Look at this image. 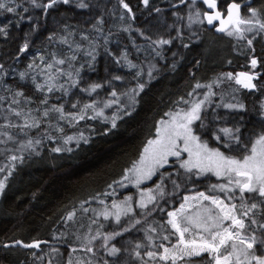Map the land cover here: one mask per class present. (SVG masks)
Segmentation results:
<instances>
[{
    "label": "trees",
    "instance_id": "obj_1",
    "mask_svg": "<svg viewBox=\"0 0 264 264\" xmlns=\"http://www.w3.org/2000/svg\"><path fill=\"white\" fill-rule=\"evenodd\" d=\"M116 1L82 0L87 5L85 8L78 6L81 1L60 2L45 11L43 7H35L31 0H14L9 6L15 7V12L0 10V27L8 26L7 35L0 34V65H3L0 69V97H3L0 125L23 124L29 111L32 117L40 120L39 127L25 129L27 136L19 133V128H0L23 140H40L36 157L19 150L18 144L14 145L16 142L9 145L15 156L23 157L22 161H12L8 153L0 152V163L7 166L0 171L7 176L0 198V264H105V261L107 264H136L133 255L138 249L135 246L147 244L144 224L161 222L165 212L175 209L184 195L207 191L205 188L214 183L213 178L185 172L172 160L161 172L168 175L163 178L162 200L158 207L155 202L146 209L148 219L135 227L129 224L132 216L123 218L119 224L106 222L101 235L91 244L85 238H78L80 235L69 237L64 218L81 203L100 197L114 185H119L116 191L119 193L121 184L116 182L122 181L126 169L132 167L147 141L155 136L157 123L166 118L165 113L186 108L187 105L179 101L181 97L191 99L188 94L197 83L212 84L215 93L210 98L211 103L201 111L204 127H200L201 121L194 124L196 134L207 141L210 148L240 157L264 132V32L245 33V39H237L226 33L216 34L204 23L190 25L189 15L195 19L196 11L205 9L201 2L193 4L192 0L183 3L181 0H148L147 6L143 0H125L131 8L132 29H125L124 24L113 28L114 16L122 10ZM245 1H250V7L257 9L259 18L264 20V0H236ZM37 2L43 5L49 0ZM230 2L218 0L220 10ZM118 3L121 4L120 0ZM242 15L251 14L244 10ZM140 36L145 37L147 43L171 42L161 49L159 56L148 50L139 58L135 56V45ZM248 39H252L251 45ZM25 42L28 49L22 53L20 48ZM73 42L80 44V52L89 46L90 57L80 55L72 66L51 69L47 65H33L38 58L47 62L52 59L65 61V45ZM253 58L257 60L254 68ZM129 61L136 67H130ZM143 64L151 66L152 70L142 68ZM65 69L71 73V79H65ZM47 70H52L53 74ZM248 71L258 74L253 81L254 89L239 87L234 79H227L225 75ZM21 73L25 74L23 79ZM49 75L54 77L53 91L48 92L47 88L38 91L35 83L42 84ZM72 80H78L73 88ZM217 80L220 82L214 83ZM139 83L145 87L136 95L133 110L121 115L115 128L99 116L87 118L93 116L90 112L78 122H64L54 111L48 117L43 116L44 110L52 106H63L67 113H78L83 107L78 109L81 102L85 104L98 97L101 105L113 91L122 95L129 89H136ZM93 84L101 87L94 91L96 95L89 96L84 89H90ZM60 85L64 87L61 89ZM18 91H22L24 97H16ZM207 91V88L196 89L193 95L200 96ZM13 98L20 103H11ZM45 98L47 104H42ZM71 103L77 107L71 108ZM226 104H243L244 107L230 109L224 106ZM10 108L22 111V115H13ZM224 127L239 128L240 142L228 141L229 147L225 148L223 134L218 131ZM214 133L221 135L222 140H216ZM81 134L87 142L80 138ZM70 136L78 141L72 139L68 144L66 139ZM55 148L62 151H53ZM160 183L161 178H154L150 186ZM254 211L258 223L264 222L260 209ZM137 215L140 216L141 211L135 213L133 222L138 219ZM125 227H130V231H124ZM252 229L260 235L258 225H253ZM113 232L122 234L109 240L108 247H104V235ZM17 240L41 242V245L29 250L2 247ZM112 245L121 249L116 256L108 253ZM87 247L93 251L88 252ZM52 251H59L58 262L53 261ZM181 264H211V258L205 254L182 260Z\"/></svg>",
    "mask_w": 264,
    "mask_h": 264
},
{
    "label": "snow or ice",
    "instance_id": "obj_2",
    "mask_svg": "<svg viewBox=\"0 0 264 264\" xmlns=\"http://www.w3.org/2000/svg\"><path fill=\"white\" fill-rule=\"evenodd\" d=\"M14 0H0V10L7 11L9 13L15 12L16 8L9 6ZM70 3V0H49L47 4H40L37 0H31V3L35 7H43L45 11L52 8L57 3ZM185 0H181V3ZM196 0H192L195 4ZM203 4L207 6L210 11H204L201 13L197 10L195 13V19L192 15H189V24L194 22L204 23L206 20L209 25L215 26L216 31L224 32L228 36H235L237 39H245V33H251L253 31L264 32V20H261L258 16V10L255 8H248V12L251 14L247 18L241 14L240 3L236 0H231L227 4L226 10L221 11L219 7L218 0H202ZM128 12H131V8L125 0H120ZM143 3L147 6L148 0H143ZM81 8L87 7L85 3L81 2L78 5ZM24 11H27L25 8ZM201 15L203 19H201ZM218 22V26H216ZM8 26L4 25L0 27V34L7 35L6 28ZM169 40H158L154 41L156 44H168ZM247 43L252 44V39H248ZM28 49V43L25 42L20 48V52H25ZM159 55V53H157ZM126 58V57H125ZM57 64H64V60H57ZM130 67H136V65L131 64ZM251 65L254 68L257 65V60L253 58L251 60ZM31 68L32 65L30 64ZM52 64H48L47 68L51 69ZM3 65H0V69ZM60 72V69H57ZM69 79H71V73H67ZM78 75V73H77ZM139 75V73H137ZM151 75V73H149ZM227 79H234L236 84L241 85L246 89H254L256 85L253 80L256 78L254 75L248 72H239L235 76L232 73L225 74ZM23 79L25 74H20ZM35 83V77L32 78ZM54 77L49 75L48 80H53ZM115 79H121V77H115ZM217 80L214 83H219ZM78 84V80H72V87ZM35 87L38 91H44L47 88L48 92L53 91L55 87L54 84L48 83L44 84L35 83ZM61 89L63 85L59 86ZM101 85L93 84L90 89H84V91L94 92L96 89L100 88ZM145 85L139 83L136 89H132V95L129 97L131 106L135 105V96L138 95L139 91H143ZM212 84L201 85L197 83L193 92H190L189 97L193 96L195 89L207 88L208 91L203 95L202 99H189L185 100L181 97L179 103L187 105L186 108H180L178 111H169L165 113L167 119H161L156 127L155 136L149 139L139 156L137 161H134L130 169H126L125 175L122 181H117L123 185V181H128L129 183L135 184L137 187L145 180L151 179L160 169L164 168L170 163V158H175V161L179 163L180 168L184 169L186 172L192 173L195 170V174L200 175L207 172L213 173L217 177H222L226 180V183L213 185L212 190L218 189L220 192L224 193L225 199H221L216 195H206L204 192H199L195 196H185L183 201L180 203L179 207L173 211L167 213L169 220L167 223L171 225L174 230L171 235H177L178 240L171 247H166L161 244L159 247L163 249L162 253H157L154 251H148L145 254L150 259H155L157 256L160 261L168 262L171 264H177L178 260H183L185 257L200 256L203 253H207L211 258V264H264V222L257 221L256 212L254 210L260 209V214L264 215V132H261L256 139L252 142L250 148L246 149V154L235 157L226 155L224 152L220 151L219 148H210L207 141L201 140V137L196 134L193 127L196 121H201L200 127H204V123L201 117V111L206 104L211 103V97L215 95L212 91ZM67 91V89H65ZM123 95H128L124 93ZM16 97H24L22 91H18L15 94ZM114 98L110 101L104 103V107H111L113 104H119L120 100L115 91L111 93ZM3 97H0L2 100ZM26 102L28 98H25ZM13 104H19L20 101L13 98L11 101ZM42 104H47V98L41 101ZM227 108H243V104H226ZM73 108L77 105L73 104ZM91 109L95 113L91 117H87L88 110ZM119 109L117 113H114L110 118L111 125L113 128L116 127V120L121 118L119 116ZM13 115L20 117L22 111H17L11 109ZM39 111V109H37ZM59 113V119H66L69 122H78L86 117L89 119H95L96 116H103V109L97 110L96 104H85L83 108L78 113H65L63 106H52L50 109H45L43 112L44 117H48L50 112ZM125 114H130L126 112ZM105 119H109L105 117ZM8 120V117H5ZM40 120L36 117L31 116V111L27 114L24 119L23 124H13L11 122L0 125V128H19L20 132L27 136L28 133L25 129L39 127ZM63 131L62 128L58 129ZM219 133L223 134L224 147H229L228 141L240 142V137L238 135L239 128L235 130L232 128H220ZM215 139L220 141L222 136L215 134ZM0 137H7V140L15 141L16 138L9 132L0 131ZM51 138V137H49ZM81 139H85L83 134H81ZM74 139L73 137H67L66 142ZM6 141L0 139V143H5ZM85 142L87 140L85 139ZM39 144L40 140L28 139L26 142L19 143V150H27L33 148V145ZM70 150V149H69ZM53 151H62L61 148H55ZM184 154H187L186 158ZM12 161L20 159L22 161L23 157H17L15 155L11 156ZM3 171V169H0ZM11 174V173H9ZM164 178V173H161V183L156 185V192L163 197L164 191L162 187ZM176 187L179 185L173 181ZM5 187L4 181H0V193L3 192ZM111 187V185H109ZM153 190H148V195L145 200L144 193H141V199L137 202V207L140 209H147L148 203L154 202L156 197L152 194ZM239 193V196L236 193ZM249 194V195H245ZM254 194V195H252ZM256 197H259L257 202ZM238 199L239 204L232 203L231 201ZM132 197H125L124 201L117 203L113 201L112 209L114 211H109L107 207L99 213L105 220L109 217L114 218L117 224L121 222L122 216L132 217L129 219V224L131 227H135L136 224L140 223V220L134 218V210L131 206ZM208 201V204L204 202ZM100 203H104L100 201ZM150 214V212H149ZM251 214V215H250ZM74 213L68 215V219L71 220ZM95 222V221H94ZM253 225H258L260 230V235L252 229ZM103 227V226H101ZM124 231H130V227H125ZM152 232L156 229L152 228ZM121 232H113L104 235V247H108V241L113 239L115 236L121 235ZM100 232L97 231L95 236H86L88 244L96 240L100 236ZM149 240L152 239L151 236L147 237ZM164 240H169V236L165 235ZM15 245H22L26 248L39 247L40 242H34L32 244H23L22 241H15ZM6 247L8 245H5ZM136 249L142 247V245L137 244ZM88 252H92L91 247H87ZM121 251L115 245L108 248L109 255H117ZM137 257L141 256L139 251L135 252ZM71 264V262H69ZM107 264V261H105ZM147 264V262H145Z\"/></svg>",
    "mask_w": 264,
    "mask_h": 264
},
{
    "label": "rangeland",
    "instance_id": "obj_3",
    "mask_svg": "<svg viewBox=\"0 0 264 264\" xmlns=\"http://www.w3.org/2000/svg\"><path fill=\"white\" fill-rule=\"evenodd\" d=\"M79 1H81V0H70V3H78ZM203 12L204 11H202L201 13H203ZM201 19H203L202 15H201ZM132 23H133L132 17L128 14V11L126 9L121 10L116 16H114V20H113V26L114 27L113 28H116L117 26L124 24L125 29L131 30L132 29ZM253 32H258V31H253ZM154 41H158V40H154ZM154 41H150L151 43H147V39L143 36H140L138 43L135 45V56H138L140 58L141 55L144 54L145 51H148V50H150L149 53H153L155 56H157V53H160L161 49L164 46H166L167 44H156V43H154ZM65 48L66 49H65V63L64 64H57L56 63L57 60H61V59H52L50 62H47L43 58H38V60L33 65L37 66L38 64H41V65L52 64L55 67H59L61 65L72 66L73 64L77 63L78 56L81 55L82 57L89 58L91 53H92V50L89 46H87L83 51L80 52L79 51L80 50V44L78 42H73V44H66ZM142 66H143L142 68H146V66L144 64ZM149 70L151 71L152 67H150ZM52 72H53L52 70H47V73H49V74H53ZM248 72L250 74L254 75L255 77L258 75L257 73H253L250 71H248ZM67 73H69V71L65 69V79H69V76L67 75ZM46 81L48 83L52 82V80L49 81L48 77H47L43 81L42 84H44ZM120 82H122V81H120ZM238 86L242 87L239 84H238ZM201 89H203V88H198L197 90H201ZM131 90L132 89H129L128 91L125 92V93H128V95H123L124 93L122 95H120L117 93L119 100H120V103L119 104H113L111 107L105 108L104 103L114 99L112 96H110L109 99L102 101L101 105H99V103H98V99H99L98 97H95L93 99V101H86L85 104L95 103L97 110L103 109V116H99V117H101L103 120H106L105 117H108L109 119H107L106 121H108L110 126H112L110 118L113 116L114 113H117V111L119 109H123V110L119 111V116L128 115L125 113L131 112L133 110V107L131 106V102L129 100V97L132 95ZM86 93L89 96L92 94H94V95L97 94L96 92H89V91H86ZM203 95H200V96L193 95L191 99H201L203 97ZM135 101H136V96H135ZM73 104H75V103L70 104L71 108H73L72 107ZM85 104H84V102H81L78 106V109H80ZM263 105H264V102H263ZM178 110L179 109L174 110V111H178ZM64 111H65V109H64ZM89 112L92 113V115L95 114L93 112V110H91V109L88 110V113ZM65 113H67V112L65 111ZM58 115H59V113H58ZM167 118L168 117L166 116V118H164V119H167ZM61 120L64 122L69 121L66 119H61ZM193 127H194V125H193ZM18 132L21 133L20 130ZM12 135L16 138L15 141L7 140V137H0V139H3L6 141L5 143H0V152L8 153L10 157L15 155V153H13V151L11 150V145H9L10 143L16 142L14 144L15 147H17V144L19 147L20 142H26L27 141V140L21 139L19 136H17V134L15 135L14 133H12ZM74 140H77V139L74 138ZM67 143L69 144L71 142H67ZM38 146H39V144L34 143L33 148L27 149V150H25V152L28 153L30 155V157H36L37 153H39ZM16 152L20 153L18 151V149H16ZM186 156H187V154H184L183 158H186ZM172 160H175V158H170V163L168 165H166L164 168L160 169L155 175L152 176L151 179L143 181L138 187L133 183H129L128 181H124L123 182L124 186H121V190L119 191L118 194L116 191H117L119 185H114L106 193H104L100 197H97L95 199L91 198V199L81 203L80 206L76 210H73L71 212V213H74L71 220L68 219V215L66 216V218H64V222H65L64 225L67 229L68 236L71 237V236L80 235L78 238H85L86 236H88V237L95 236L97 231L101 232L103 230V228L106 227L105 226L106 222H108V223L110 222L111 224L112 223L116 224V221L114 220V218L109 217V219L105 220L102 215H99V213L102 212L105 209V207H107L109 211H114L111 207L112 202L117 201V203H120V202L124 201L125 197H128V196L132 197L131 206L134 210V213H136L137 211H141V215L140 216L137 215V218L140 219V221L147 220L148 216L145 214L147 212V210L146 209H140L139 207H137V202L141 199V193H144L145 200H146L147 195H148V190L151 189V190H153L152 194L156 197V199L154 202L148 203L147 208H149L155 202H156V206L158 207L159 202L162 200V198L158 194V192L155 191L156 186H150V184L152 183L154 178H156V179L161 178L162 170L167 168L168 166H170ZM176 163L179 165L178 162H176ZM0 166H1L0 169H3V171L7 168V166L4 167V165H1V163H0ZM182 170L185 171L184 169H182ZM193 172H195V170H193ZM199 176H207V177L214 179V183L211 185H208L207 189L204 187L205 190H207V191H200V192H204L206 195L219 196L221 199H225V201L228 202L225 198L224 193L220 192L218 189H216L214 191L212 190L213 185L226 183V180L224 178L217 177L211 172L200 174ZM167 177H168V175L164 174V178H167ZM0 181H4L5 187H6L7 176H5L1 172H0ZM5 187H4V189H5ZM3 192H4V190H3ZM3 192L0 193V198L3 194ZM197 193H199V192L184 195L183 197L195 196ZM236 195L239 196V193L237 192ZM245 195L247 196L249 194H245ZM252 195H254V194H252ZM99 198H101L100 201L104 202L103 204L100 203ZM111 198H113V199H111ZM259 199H260L259 197H256L257 202L259 201ZM182 201H183V198H182L181 202ZM231 202L237 203V204L240 203V201L238 199L233 200ZM180 203H179V205H180ZM204 203L208 204L209 202L205 201ZM179 205H177L175 207V209L178 208ZM175 209H173V210H175ZM173 210L166 211L161 222L158 221L156 224L147 222L144 224L145 228H143V234L146 237L147 244L137 250L141 253L140 257L133 255V259L137 260L136 264H145V262H147V264H171V261H168V262L160 261L158 256L155 259H150L145 253L148 251H154L157 253H162L163 249L159 247L161 244H163L166 247H171L173 244H175L177 242L178 236L177 235H171V233H173L174 230L171 228V225H169L167 223V221L169 220L167 213L170 211H173ZM159 211H161V209ZM129 216H132V214L130 213ZM125 217H128V216H122L121 220ZM101 226H103V227H101ZM112 227L116 228L113 225H112ZM152 228H155L156 231L152 232L151 231ZM85 229L88 230L86 233L83 232ZM165 235L169 236V240L163 239V237ZM148 236H151L152 239L149 240L147 238ZM205 254H207V253H203L200 256L205 255ZM51 255L53 257L54 262L59 261V259H60L59 251H52ZM200 256L185 257L183 260L197 258ZM181 261L182 260H178L177 264H181ZM56 264H59V263H56Z\"/></svg>",
    "mask_w": 264,
    "mask_h": 264
},
{
    "label": "water",
    "instance_id": "obj_4",
    "mask_svg": "<svg viewBox=\"0 0 264 264\" xmlns=\"http://www.w3.org/2000/svg\"><path fill=\"white\" fill-rule=\"evenodd\" d=\"M199 1L203 4L202 0H199ZM237 3H240L242 5L241 11H242V9L244 7L251 5V2L250 1L237 2ZM203 6L205 8V11H210V10L207 9V6L206 5L203 4ZM226 6H227V4L225 5L223 11L226 10ZM205 22H206V28L207 29L213 30L216 34H224V32H218V31H216V27L215 26H212V25H209L206 20H205ZM216 26H218V22H216ZM14 242L6 243L2 247L5 248V249H7V248H20V249H23V250L36 249V247L26 248V247H23L22 245H15ZM23 244H32V243H23ZM5 245H8V246L6 247ZM40 245H41V242H40L39 246Z\"/></svg>",
    "mask_w": 264,
    "mask_h": 264
},
{
    "label": "bare ground",
    "instance_id": "obj_5",
    "mask_svg": "<svg viewBox=\"0 0 264 264\" xmlns=\"http://www.w3.org/2000/svg\"><path fill=\"white\" fill-rule=\"evenodd\" d=\"M91 38V37H90Z\"/></svg>",
    "mask_w": 264,
    "mask_h": 264
}]
</instances>
